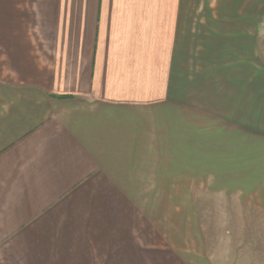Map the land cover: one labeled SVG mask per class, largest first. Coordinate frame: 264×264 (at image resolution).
Instances as JSON below:
<instances>
[{
	"label": "crops",
	"instance_id": "obj_1",
	"mask_svg": "<svg viewBox=\"0 0 264 264\" xmlns=\"http://www.w3.org/2000/svg\"><path fill=\"white\" fill-rule=\"evenodd\" d=\"M200 0H0V264H199L136 196L178 148ZM168 145H171L168 147Z\"/></svg>",
	"mask_w": 264,
	"mask_h": 264
},
{
	"label": "rangeland",
	"instance_id": "obj_2",
	"mask_svg": "<svg viewBox=\"0 0 264 264\" xmlns=\"http://www.w3.org/2000/svg\"><path fill=\"white\" fill-rule=\"evenodd\" d=\"M180 116L178 148L135 190L161 199L162 244L199 264H264V0H200Z\"/></svg>",
	"mask_w": 264,
	"mask_h": 264
}]
</instances>
